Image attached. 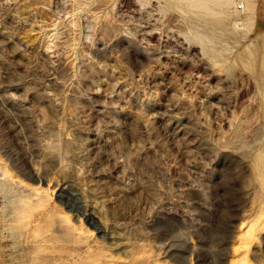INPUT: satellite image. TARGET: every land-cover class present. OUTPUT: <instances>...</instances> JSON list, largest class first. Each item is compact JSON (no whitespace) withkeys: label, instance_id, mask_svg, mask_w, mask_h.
Here are the masks:
<instances>
[{"label":"rangeland","instance_id":"rangeland-1","mask_svg":"<svg viewBox=\"0 0 264 264\" xmlns=\"http://www.w3.org/2000/svg\"><path fill=\"white\" fill-rule=\"evenodd\" d=\"M241 1L0 0V264H264Z\"/></svg>","mask_w":264,"mask_h":264},{"label":"bare ground","instance_id":"bare-ground-1","mask_svg":"<svg viewBox=\"0 0 264 264\" xmlns=\"http://www.w3.org/2000/svg\"><path fill=\"white\" fill-rule=\"evenodd\" d=\"M182 1L185 4H187L188 6H190V8L195 9V11H203L204 13L213 12L212 7L209 5L210 1H216L217 2V4L219 5V9L221 10V13L224 12L223 8H227L230 4V0H182ZM202 34L204 36H207L206 33H202Z\"/></svg>","mask_w":264,"mask_h":264},{"label":"built area","instance_id":"built-area-1","mask_svg":"<svg viewBox=\"0 0 264 264\" xmlns=\"http://www.w3.org/2000/svg\"><path fill=\"white\" fill-rule=\"evenodd\" d=\"M236 2H237V4H238V7L239 8H243V3H242V1L241 0H236Z\"/></svg>","mask_w":264,"mask_h":264}]
</instances>
